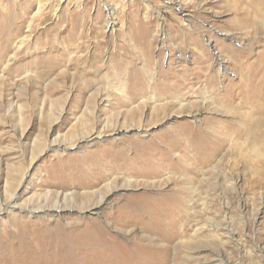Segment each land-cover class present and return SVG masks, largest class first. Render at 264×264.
Here are the masks:
<instances>
[{
	"label": "rangeland",
	"instance_id": "374dc122",
	"mask_svg": "<svg viewBox=\"0 0 264 264\" xmlns=\"http://www.w3.org/2000/svg\"><path fill=\"white\" fill-rule=\"evenodd\" d=\"M249 1L0 0V264L71 263L57 251L75 237L53 253L48 243L66 224L81 225L76 217L97 218L128 246L145 243L149 231L132 224L123 232L107 212L172 188L190 194L168 264H264V118L255 98L238 95L240 70L229 57L235 50L250 65L264 54V6L255 11ZM179 126L216 143L196 169L180 149L172 156L182 164L150 182L124 187L115 173L122 183L99 214L19 210L32 195L83 194L71 175L96 157L133 152V138L159 144L157 135ZM11 197L18 199L9 207ZM112 264L140 263L125 251Z\"/></svg>",
	"mask_w": 264,
	"mask_h": 264
},
{
	"label": "bare ground",
	"instance_id": "6f19581e",
	"mask_svg": "<svg viewBox=\"0 0 264 264\" xmlns=\"http://www.w3.org/2000/svg\"><path fill=\"white\" fill-rule=\"evenodd\" d=\"M249 2L256 5L255 11L260 9L261 4L264 6V0H250ZM229 53L233 65L240 70L238 73L240 75L238 86L243 87V90L238 95L240 94L244 100L255 98V102L260 106L258 111L260 117L264 118V54H260L256 61L248 65L245 61L246 57L242 53L235 50ZM257 74L262 75L259 81H255ZM120 88L117 87V90L125 94V90ZM133 93L129 95L128 100L132 101L135 98ZM126 94L128 95V92ZM138 124L142 126V121H139ZM108 126H115V124ZM120 129L122 128L115 127L114 131ZM182 130L187 131L184 130V127L179 126L176 130L157 135L156 140L159 144L154 142L153 139L133 138L130 142L134 148L133 152H130L129 148L123 152L118 151V155L117 153H104L102 156L96 157L94 164L91 163L82 168L80 173L71 175L70 182L75 186L87 188L83 194L74 197L72 194L60 195L58 193L56 196L49 194L51 196L45 198L32 195L26 197L18 205L19 210L29 214L40 212L51 217L63 215L65 211L73 209L89 210L99 214V209L110 203V194L119 187L121 180L123 181L121 186L124 187L140 184V177L146 178L145 182H150L152 178L161 175L162 169L165 167L173 163L178 165L181 163L180 160L183 156L176 159H173L172 156L173 152L176 153L180 149L185 152L188 151L194 165L190 169H196L199 163H205V158L202 157L205 153L211 151L210 155L213 154L216 143L214 141L209 142L206 139V133L202 129L201 131L195 128L188 129V134L184 137L181 136ZM89 132L87 135L88 138H91L94 132ZM159 155H162L164 159ZM150 166H156L157 168L152 172L147 170ZM115 173L121 175L123 179L114 178ZM184 189L172 188L168 192L160 194V196L151 194L141 200L130 202L119 200L116 203V208L107 212V217H105L107 221L118 226L123 232H127L132 224H137L149 231L150 234L146 236L148 240L145 243L139 242L128 246L109 236L97 218L87 222L80 217H76L74 219L81 225H76L75 222L71 226L66 224L65 229L60 233L61 235L53 238L48 243L51 247V253L57 251L60 245H65L66 238L75 237L74 242L66 244L67 248L64 252L57 251V254L64 253L65 259L71 262L67 264H97L98 261L103 264H112L117 260L120 253L125 251L129 254L136 253L140 264L142 262V264H168L171 250L174 247L173 240L180 234L181 218L179 214L185 208L186 202H184V199H186V195L190 194V188H187L188 190ZM195 191L192 188L193 196ZM17 199V197H11L7 206L12 207ZM192 200L193 197L188 199V202L191 203ZM2 211H4V208H0V212ZM38 228L44 230L43 227ZM59 229L60 225L56 224L47 229L48 232L39 234L36 239L48 237ZM187 244L191 245V242ZM68 253H74L73 258ZM18 255H22V251L14 250L13 257L16 258ZM188 256H190V253Z\"/></svg>",
	"mask_w": 264,
	"mask_h": 264
}]
</instances>
